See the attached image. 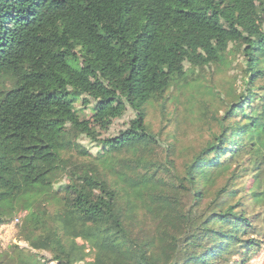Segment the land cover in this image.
<instances>
[{
  "label": "trees",
  "instance_id": "1",
  "mask_svg": "<svg viewBox=\"0 0 264 264\" xmlns=\"http://www.w3.org/2000/svg\"><path fill=\"white\" fill-rule=\"evenodd\" d=\"M230 44L247 93L212 86L216 130L178 169L147 108L164 117L172 91L225 71ZM78 103L103 128L135 116L89 152L92 128L67 124ZM259 205L264 0H0V225L19 216L18 264H246Z\"/></svg>",
  "mask_w": 264,
  "mask_h": 264
},
{
  "label": "rangeland",
  "instance_id": "2",
  "mask_svg": "<svg viewBox=\"0 0 264 264\" xmlns=\"http://www.w3.org/2000/svg\"><path fill=\"white\" fill-rule=\"evenodd\" d=\"M230 49L232 50L229 57L231 60L226 69H224L225 71H217L214 74L211 67L206 68V71L196 82V88L193 90L181 89L172 91L164 117L161 115L159 105L147 108L146 119L152 124L155 132L158 133L164 127L166 129L163 132L167 131L175 138V140H172L169 137L168 141L174 142L176 151H174L175 153L171 158L174 161L176 160L178 169L182 167V162L189 158L194 151L201 148L209 139L211 133L216 130L213 112L216 108H219V103L216 101L217 97L214 95V91L212 92V86H216L220 91L224 92L225 87H232L229 85V81L234 78L236 79L233 86L235 93L243 94V96L247 93L243 88V81L239 78L240 75L245 74L246 57L241 54L237 46L230 44ZM92 107L93 103L88 105L78 103L76 106L77 114H75L73 120L67 118V124L73 122L78 126L92 128V134L96 138L94 141L90 140L85 134H81L78 137L80 144L89 152H95L100 149L101 145L97 142L98 140L114 137L119 132L129 128L130 121L135 116V113L130 108H127L122 117L115 119L110 126L103 128L93 119L91 115ZM175 110L177 111L176 113H174ZM222 112L223 110L220 111V113ZM161 146L160 153L162 155L166 145L162 144ZM248 182L247 178L244 177L243 183L246 184ZM255 210L264 214V206L262 205L257 206ZM24 213L19 214L21 218ZM17 216V214L12 216L8 222L0 225V264H18L19 259L24 258L16 253L18 249L12 247L14 244H17L19 249L27 247V243L18 236L19 234L17 235L19 223L15 224L12 222L14 217ZM263 219L261 217L258 221L260 232L254 234L257 239H260V247L252 251L246 264H264ZM42 253L49 257L47 252Z\"/></svg>",
  "mask_w": 264,
  "mask_h": 264
},
{
  "label": "built area",
  "instance_id": "3",
  "mask_svg": "<svg viewBox=\"0 0 264 264\" xmlns=\"http://www.w3.org/2000/svg\"><path fill=\"white\" fill-rule=\"evenodd\" d=\"M13 223H18L19 222V216H17V217H14V219H13V221H12Z\"/></svg>",
  "mask_w": 264,
  "mask_h": 264
}]
</instances>
